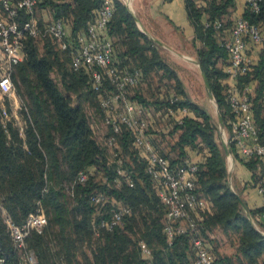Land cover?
Wrapping results in <instances>:
<instances>
[{
  "label": "trees",
  "instance_id": "trees-1",
  "mask_svg": "<svg viewBox=\"0 0 264 264\" xmlns=\"http://www.w3.org/2000/svg\"><path fill=\"white\" fill-rule=\"evenodd\" d=\"M183 1L187 19L193 28L196 59L209 81L224 126L230 128L232 115L224 93L225 88H229L224 71L228 55L221 43L233 24L230 16L234 0ZM103 2L40 0L37 5L47 8L53 18L62 20L69 46L77 47L78 36L94 21ZM111 2L113 12L106 34L113 42L114 60L121 68L141 71L140 81L127 88L126 96L134 100V92L145 80L149 81L152 70H164L178 83L174 71L160 58L156 43L140 31L124 1ZM259 6L257 13L245 7L242 16L258 24L264 34V0ZM26 19V14L20 11L18 21ZM214 21L221 23L218 30L212 24L205 26V22ZM35 39L43 41L42 52ZM52 42L57 45L48 35L28 38L24 42L25 58L14 66L12 79L25 101L23 105L15 107L10 94L0 89V253L13 251L12 245L9 246L11 241L6 218L10 217L15 223L23 222L34 209L35 202L40 200L47 224L42 233H33L28 239L30 248L38 256V264H47V257H50V248L46 244L48 238H54L59 244L64 256L57 258H62L66 264L77 263L74 258L85 243L90 253L87 259L89 264H192V238L196 235L205 240L206 231L216 227L237 234L239 260L235 262L231 257L219 258L207 244L214 264H264L261 261L264 256V235L246 217L240 205L239 193H233L229 186L225 153L217 141L216 126L208 112L179 90L183 97H165L162 101L164 104H161L171 121L166 126L167 133L156 137L151 135L157 153L166 158L172 168H178L188 161L197 164L196 192L209 204L196 221V231L176 235L170 242L164 233L165 206L160 202L154 182L145 170V158L132 145L131 133L122 129L113 148L122 159V164L118 166L114 159L113 163H109L105 152L93 138L81 106L72 105L70 97L60 91L50 76L57 62ZM62 52L69 55V69L60 75L65 92L84 96L86 100L91 98L99 107V95L92 90L88 73L82 69L73 70L69 51ZM259 54L258 61L246 74L237 78L236 84L239 87L255 84L249 99L258 141L264 145V47L260 48ZM4 73L0 65V76ZM183 108L186 114L178 122L175 117ZM163 137H170V140L165 141ZM227 147L249 170L250 185L256 187L264 178V164L254 157L246 161L241 159L229 141ZM189 151L195 153V159ZM92 164L105 167L103 177H107V182L102 177L100 183H96L93 174L84 183L76 181L79 171L90 172ZM118 168L123 170V174H117ZM114 178L118 179L119 185H115ZM128 179L132 186L128 184ZM44 188L46 191L43 192ZM67 189H71L72 194ZM104 192L112 194L131 212L123 218L121 227L116 226L110 232L100 230L96 235L94 224L106 217L112 208L103 216H94L93 209L101 205L94 204L90 196ZM65 197L72 201L70 207ZM262 211L264 206L248 209L254 220ZM178 223L185 224L184 221H176ZM140 242L150 249L149 256L143 255Z\"/></svg>",
  "mask_w": 264,
  "mask_h": 264
},
{
  "label": "built area",
  "instance_id": "built-area-1",
  "mask_svg": "<svg viewBox=\"0 0 264 264\" xmlns=\"http://www.w3.org/2000/svg\"><path fill=\"white\" fill-rule=\"evenodd\" d=\"M39 1L0 0V53L8 69L0 76L1 91L9 94L13 92L10 73L14 66L25 58V40L51 36L60 50L69 51L71 68L82 69L88 73L90 86L99 95V108L103 114V123L108 129L104 144L111 149V156L118 166L122 164V159L116 151H113L117 137L122 129L131 133L132 145L145 158V170L154 182L160 202L165 206L164 233L168 241L171 242L176 235L187 231H196V221L200 218L199 212L203 211L207 205L206 200L196 192L197 164L188 161L178 168H172L169 161L160 156L152 144V138L148 134L150 123L148 114L141 105L126 96L127 88L137 85L140 81L141 71L136 68H121L114 60L113 42L106 34L113 12L111 0H104L97 10L94 21L89 23L86 30L78 36L77 47L69 46L66 40L67 30L61 19L53 18L43 29L38 26L35 11ZM261 1L246 0V7L252 13H257ZM20 11L27 16V19L22 22L18 21ZM210 24L216 30L221 27L219 21L205 22V26ZM221 45L225 47L228 55V63L224 71L229 79L235 81L229 86L227 93V102L232 115L229 120L228 141L234 145L241 159L246 161L254 157L263 163L264 145L258 141L249 99L251 87L249 84L242 87L236 84L237 78L246 74L254 63L252 57L247 54V50L252 46L264 47L262 28L239 16L233 21L229 36ZM178 112L175 120L180 122L181 117L186 114V109H180ZM90 174L85 170L79 171L76 181L84 183ZM117 174H123V170L118 168ZM103 181L107 182V177H103ZM113 182L119 185L117 178H114ZM127 182L132 186L129 179ZM256 188L264 195V178ZM44 191H46L45 188ZM67 192L72 194L71 189H67ZM106 198L104 193H94L90 196V200L97 205H103ZM130 212L131 209L128 206L116 205L106 217L96 221L94 233L98 235L100 230L112 231ZM251 220L254 227L264 235V211L257 215L256 220L252 218ZM176 221H184L185 224H176ZM5 223L13 251L7 255L0 253V264H38L28 239L33 233H42L47 224V217L40 200L35 202L34 209L27 214L23 222L15 223L8 217ZM191 246L194 256L192 264H214V257L203 238L195 235L191 240ZM140 247L144 256L150 255V249L143 242H140ZM55 264H66V262L59 258Z\"/></svg>",
  "mask_w": 264,
  "mask_h": 264
},
{
  "label": "rangeland",
  "instance_id": "rangeland-1",
  "mask_svg": "<svg viewBox=\"0 0 264 264\" xmlns=\"http://www.w3.org/2000/svg\"><path fill=\"white\" fill-rule=\"evenodd\" d=\"M128 2L130 3L131 0H129ZM35 15L38 26L41 29H43L53 19L52 14L49 12L47 8H41L38 7V5L36 7ZM137 24L139 28L145 31L141 22L138 19H137ZM156 26H159V24ZM155 31H156L155 34H157L158 29H155ZM178 32L180 36L182 30L179 29ZM160 35L167 36L168 34L164 32V33H160ZM161 42L163 43V46L158 45L156 43L159 56L170 67V69L174 71V73L177 76L178 83L174 78H170L169 74L168 73L166 74V71L152 70L149 75L150 77L149 81L145 80L142 86L140 88L138 87L137 91L134 92L136 98H134V100L132 101H135L136 103H138V105H141L144 108L145 113L151 116L152 123H149L148 134L150 135V137H152L151 136L152 134H154L156 137V135L162 136L167 133L166 126L170 125L171 121L166 112L165 107H163L164 105H161L164 104L162 101L165 99V97H169V96H178L179 98L183 97L179 93V90L180 91L182 90L190 101L196 103L197 105L204 108L208 112L213 123L216 126V137L218 143L222 146L223 142H225L227 146L229 139V137L227 138V135L230 132V128H226L224 126L223 121H222L223 127L220 126L217 115V111H219L217 102L215 99L211 100L208 98L204 87L203 78L198 66L176 55V54H182L183 56L192 58L197 61L196 46L194 45L192 38L187 39L186 37L183 36L180 39L179 38L173 39L170 34L169 37H166ZM35 43L38 49L40 50V52H42L43 41H41L40 39H35ZM52 44L54 51L53 53L56 54L57 62H55L56 64L54 65L52 71L50 72L51 78L53 79L57 87L60 89V91L63 94H66L70 97L72 105L79 104L81 106L83 112L86 115L89 126L92 129V135L94 140L105 152V156L108 159V162L113 163V158L111 157L112 151L111 149H108L104 144L105 138L108 133V129L103 123V118H102L103 114L101 110L99 109L97 103L91 101V98L89 100H86L84 96H80V95L75 96L72 93L70 94L68 92H65L61 84L60 75L62 72L69 69V55L67 53L60 51L54 42H52ZM0 65L5 70V72H7L6 70L8 69L6 67V63L1 53H0ZM13 69L10 73V77L14 89L13 92L10 94V97L14 101L15 107H18L19 105H23L25 101L18 92L17 84L12 80ZM229 89L230 87L228 89L227 87L225 88L224 93H226V95ZM163 139L165 141H168L170 140V137L169 139L168 137L167 138L163 137ZM155 141L156 140H154V142ZM229 155L231 158L230 160L232 162L237 163L238 161L239 163H241L238 160V158H235V156L232 153H230V151H229ZM225 161L228 172L229 186L231 190L237 191L240 194V191L237 189L233 181L232 167L230 168L231 170L228 168V156L226 154H225ZM89 168L91 174H93V178L96 181V183L97 182L100 183V180L105 175L104 174L105 167L98 164H92V166H90ZM104 194L107 197L106 201L104 202L103 205L99 206V208L93 209L94 216H103L104 214L108 213L111 208L115 207L118 204H122V202L120 200L118 201L114 196H112V194H109L107 192H104ZM239 197L242 200L241 195H239ZM64 199L67 202L68 206L70 207L72 205V201L67 197H65ZM208 206L209 204L207 202L206 207L208 208ZM201 212H199V216L201 215ZM122 225L123 224H120V227ZM205 237H206L205 238L206 243L209 244L215 256L217 255L219 258L231 257L235 262L239 260L237 254V249H238L237 234H235L233 231L230 230L224 232L221 228L216 227L211 231H206ZM132 238L135 239L133 235ZM52 239L53 240H50L48 238L46 241V244H48V247L50 248V257L49 256L47 257L48 258L47 264H54L55 261L59 259L57 258L58 256H62V257L64 256V254L60 252L61 248L59 247V244L57 245L56 240L54 238ZM93 241H95V237H93ZM9 246H11V242L9 243ZM80 250L78 251L77 256L74 258V261H76L78 264H89V261L87 259L89 258L90 253L87 248V244L85 243ZM10 252L11 251H8L6 254H9ZM261 261H264V256H262Z\"/></svg>",
  "mask_w": 264,
  "mask_h": 264
},
{
  "label": "crops",
  "instance_id": "crops-1",
  "mask_svg": "<svg viewBox=\"0 0 264 264\" xmlns=\"http://www.w3.org/2000/svg\"><path fill=\"white\" fill-rule=\"evenodd\" d=\"M123 1L132 9L133 14L141 22L143 28L149 36L160 41H162L166 37H169L170 34L173 39H180L183 36L187 39H191L193 37V28L187 19L183 0H131L130 3L128 2L129 0ZM234 3V8L232 9L230 16L233 21L237 17L243 15L246 7V0H234ZM202 19L203 21H205L204 17ZM158 24L159 26H156ZM155 29H158L157 34H155ZM179 29L182 30L180 36L178 32ZM164 32L168 35H160V33ZM228 36L229 31L227 32L226 36L223 37V39H227ZM259 52L260 48L254 46L250 47L247 50V54L252 57L254 63H256L259 59ZM226 82H228L229 86H231L235 81L234 79L227 78ZM248 84L251 87L250 94H252L255 84ZM147 118L149 119V122L152 123L151 116L148 115ZM229 135L230 132L227 135V138L229 137ZM189 152L191 154V157L195 159V153H193L192 151ZM230 159L231 158L229 155L228 168L230 169L232 167L234 184L240 191L239 195H241L246 208L257 209L263 207L264 195L259 193L258 189L255 186L250 185L251 173L249 172V170L242 163H239L238 161L237 163H234ZM234 192L238 193L237 191Z\"/></svg>",
  "mask_w": 264,
  "mask_h": 264
},
{
  "label": "water",
  "instance_id": "water-1",
  "mask_svg": "<svg viewBox=\"0 0 264 264\" xmlns=\"http://www.w3.org/2000/svg\"><path fill=\"white\" fill-rule=\"evenodd\" d=\"M126 6H127V8L129 9V11H130V13L132 14V16L134 17L135 21L137 22V19H136L135 15L133 14L132 9L129 8V6H128L127 4H126ZM138 27H139V26H138ZM139 29H140V31H141L143 34L147 35L152 41H154V42L157 43L158 45H162V46H163V43H162L160 40L155 39V38L149 36V35H148L144 30H142L141 28H139ZM176 55H177L178 57L182 58V59H186V58H188V59H189L188 61H191V62L195 63V64L198 66V68H199V70H200V73H201V75H202V78H203L204 87H205V90H206L207 96H208V98L211 99V100L214 99V96H213V93H212V90H211V87H210L209 81H208V79H207L205 73L203 72V70H202V68H201V66H200V64H199V62L196 61V60H194V59H192V58H189V57L183 56L182 54H176ZM217 110H218V108H217ZM217 115H218V119H219L220 126L223 127L222 118H221V115H220L219 111H217ZM222 147H223L224 153H225L227 156H229V151H228V148H227L225 142H223ZM232 191H233V193H236V192H234V190H232ZM239 201H240V205H241V207H242V209H243V211H244L246 217L252 222L251 217H250L249 212H248V209L246 208L244 202H243L241 199H239Z\"/></svg>",
  "mask_w": 264,
  "mask_h": 264
},
{
  "label": "bare ground",
  "instance_id": "bare-ground-1",
  "mask_svg": "<svg viewBox=\"0 0 264 264\" xmlns=\"http://www.w3.org/2000/svg\"><path fill=\"white\" fill-rule=\"evenodd\" d=\"M127 5H128V4H127ZM128 6H129V5H128ZM129 8H130V7H129ZM185 60H187V61H188L189 59H188V58H186ZM190 62H191V61H190ZM192 63H193V62H192ZM193 64H195V63H193ZM195 65H196V64H195ZM196 66H197V65H196Z\"/></svg>",
  "mask_w": 264,
  "mask_h": 264
}]
</instances>
